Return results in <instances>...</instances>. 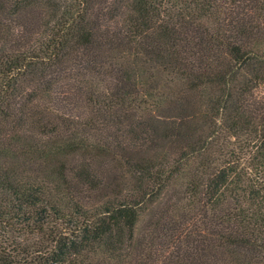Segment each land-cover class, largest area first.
<instances>
[{"label": "trees", "instance_id": "1", "mask_svg": "<svg viewBox=\"0 0 264 264\" xmlns=\"http://www.w3.org/2000/svg\"><path fill=\"white\" fill-rule=\"evenodd\" d=\"M0 264H264V0H0Z\"/></svg>", "mask_w": 264, "mask_h": 264}, {"label": "rangeland", "instance_id": "2", "mask_svg": "<svg viewBox=\"0 0 264 264\" xmlns=\"http://www.w3.org/2000/svg\"><path fill=\"white\" fill-rule=\"evenodd\" d=\"M153 70H155V69L153 68Z\"/></svg>", "mask_w": 264, "mask_h": 264}]
</instances>
